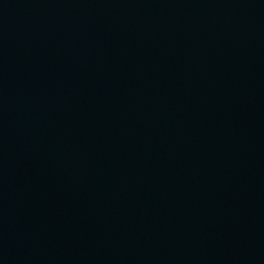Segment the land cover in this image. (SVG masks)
<instances>
[{
	"label": "water",
	"instance_id": "1",
	"mask_svg": "<svg viewBox=\"0 0 264 264\" xmlns=\"http://www.w3.org/2000/svg\"><path fill=\"white\" fill-rule=\"evenodd\" d=\"M0 264H264V0H0Z\"/></svg>",
	"mask_w": 264,
	"mask_h": 264
}]
</instances>
